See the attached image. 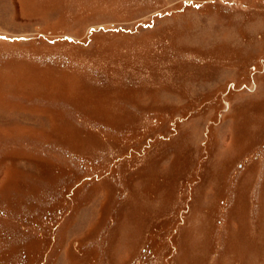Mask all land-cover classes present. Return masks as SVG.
Wrapping results in <instances>:
<instances>
[{
    "label": "rangeland",
    "instance_id": "374dc122",
    "mask_svg": "<svg viewBox=\"0 0 264 264\" xmlns=\"http://www.w3.org/2000/svg\"><path fill=\"white\" fill-rule=\"evenodd\" d=\"M0 264H264V0H0Z\"/></svg>",
    "mask_w": 264,
    "mask_h": 264
}]
</instances>
